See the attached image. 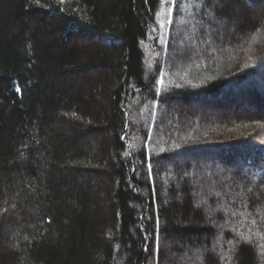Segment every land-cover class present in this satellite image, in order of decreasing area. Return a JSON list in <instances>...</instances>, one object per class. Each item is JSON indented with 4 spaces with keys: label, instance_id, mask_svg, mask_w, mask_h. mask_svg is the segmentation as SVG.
I'll use <instances>...</instances> for the list:
<instances>
[{
    "label": "trees",
    "instance_id": "16d2710c",
    "mask_svg": "<svg viewBox=\"0 0 264 264\" xmlns=\"http://www.w3.org/2000/svg\"><path fill=\"white\" fill-rule=\"evenodd\" d=\"M248 3L0 0V264H264Z\"/></svg>",
    "mask_w": 264,
    "mask_h": 264
},
{
    "label": "rangeland",
    "instance_id": "374dc122",
    "mask_svg": "<svg viewBox=\"0 0 264 264\" xmlns=\"http://www.w3.org/2000/svg\"><path fill=\"white\" fill-rule=\"evenodd\" d=\"M248 6L250 8H253L254 10H258V9H264V5H257L255 4L252 5L250 3H248ZM153 39H149L147 41H142L141 45H142V48L144 50V53H145V63H146V66H147V71L148 72H152L153 70L156 69V63H157V60L159 58V51L157 50V47H155V45H153L152 43ZM189 42V39H186L185 42H181V43H178L177 44V49L179 48L180 50L183 48L184 44L188 43ZM197 107H202V105H198V104H194ZM130 107V112H131V117L133 118V120L137 119V103H133ZM180 108L178 106H174L172 108V111L173 113H177L179 112Z\"/></svg>",
    "mask_w": 264,
    "mask_h": 264
},
{
    "label": "snow or ice",
    "instance_id": "6c2138e0",
    "mask_svg": "<svg viewBox=\"0 0 264 264\" xmlns=\"http://www.w3.org/2000/svg\"><path fill=\"white\" fill-rule=\"evenodd\" d=\"M59 2L60 3H63L64 2V0H59ZM173 2H175V0H173ZM157 15H160V13H157ZM253 223H256L255 221H253ZM241 239L243 240V239H246L245 237H243V236H241ZM249 242H250V240H249Z\"/></svg>",
    "mask_w": 264,
    "mask_h": 264
}]
</instances>
